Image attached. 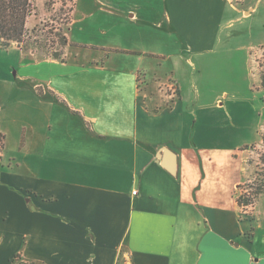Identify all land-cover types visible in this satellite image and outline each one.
<instances>
[{
    "label": "crops",
    "instance_id": "crops-1",
    "mask_svg": "<svg viewBox=\"0 0 264 264\" xmlns=\"http://www.w3.org/2000/svg\"><path fill=\"white\" fill-rule=\"evenodd\" d=\"M162 2L157 27L183 39L181 53L155 54L169 71L164 79L148 81L139 59L134 67L92 58L60 78L17 70L14 80L10 66L2 68L0 264H264V202L245 218L234 197L254 173L246 148L262 143L263 114L255 115L253 100L226 107L227 93L190 112L180 74L218 51L219 31L232 26L224 25L229 5L241 11L233 0ZM120 14L149 24L139 11ZM68 38L69 49L84 46ZM8 50L26 65L67 64ZM223 112L231 130L260 137L238 150L244 176L231 161L222 171L201 154L230 146L225 134L199 129V141H188L192 120L219 131Z\"/></svg>",
    "mask_w": 264,
    "mask_h": 264
},
{
    "label": "rangeland",
    "instance_id": "rangeland-1",
    "mask_svg": "<svg viewBox=\"0 0 264 264\" xmlns=\"http://www.w3.org/2000/svg\"><path fill=\"white\" fill-rule=\"evenodd\" d=\"M233 1L234 6L241 13H236L229 5L225 16L226 22L225 18L223 22L225 26L231 22L232 26L223 27L219 31L216 40L218 51L203 58L202 63L198 64L197 59L194 60L196 61L194 67L185 66L183 70L180 69L181 76H184L183 85L186 87V95L190 98H188L190 101L187 108L190 112L194 110L199 112L207 108L217 96L227 93L229 100L226 107L229 103L253 100L255 115L260 111L264 121V91L260 88L259 81V74L264 70V0ZM74 2L76 3L75 12ZM34 6L35 13L28 19L26 26L31 45L26 50H19L31 61L36 62L55 60L50 53L62 52L61 59L67 58V64L26 65L21 62L18 51L13 54L10 50L0 49V73L2 68L8 65L11 68L10 76L14 80L17 70L37 79L69 76L92 58H97L105 59V61L110 59L114 64L120 59H127L136 63L134 67L139 59L146 71V79L153 83L157 79H164L165 73H169L162 60L155 54L181 53L183 49V39L180 35L174 32L170 37L164 33L166 32L164 29L157 27L165 11V3L162 0H35ZM222 6L225 8L226 5ZM132 11H139L142 21H148L149 24L138 27L120 14L121 12L132 13ZM244 11H249L250 14L242 16ZM73 17L74 23L71 25ZM105 32L109 35H105ZM68 34L74 40L82 42L84 46L62 48V39L68 38ZM12 46L19 48L16 44ZM125 48L132 51L137 49L140 54L130 55L115 51ZM153 62L157 63L153 64ZM218 118L219 122H216L215 129L219 131L212 130V126L209 123L207 126L202 119L198 122L192 120L189 144L192 146L195 141H199L196 135L199 129L201 134L207 136L225 134L226 143L230 146L219 145L212 147L211 150H202L201 154L207 163L217 162V167L222 171H230L225 166L231 161L237 168V175L244 176L246 171L242 168L246 166L242 158H239L244 155V152L240 153L238 150L244 147L246 143L244 140L249 141L253 135L243 130L237 132L231 130L234 121L224 112ZM261 132L262 135L264 131ZM235 133L234 139L230 138ZM259 138L258 133H254V138L249 145L258 143ZM2 147L3 140L0 137V151ZM246 149L251 151L248 162L253 166L254 173L242 185V189L236 191L234 197H238L242 192L246 193L247 185L252 182L256 184L264 180V165L261 162V155L264 152L263 142L259 146ZM210 158L212 160H209ZM212 166H214L213 163ZM261 202H264V194L256 198L254 208ZM254 208L247 214H252ZM242 214L243 217L247 215L243 212Z\"/></svg>",
    "mask_w": 264,
    "mask_h": 264
},
{
    "label": "trees",
    "instance_id": "trees-1",
    "mask_svg": "<svg viewBox=\"0 0 264 264\" xmlns=\"http://www.w3.org/2000/svg\"><path fill=\"white\" fill-rule=\"evenodd\" d=\"M35 0H0V45L2 49L8 50L12 44L19 49L26 50L30 47V37L27 30V21L35 13ZM76 3L74 2V9ZM26 43V44H25ZM25 44V46H24ZM62 48L71 46L69 38L63 37ZM51 57L58 61H64L62 52L53 51ZM260 88L264 90V70L259 74ZM264 146V133L261 135ZM261 162L264 165V152L261 155ZM242 185L238 187L241 190ZM247 192L237 197L239 208L244 214L249 213L255 205V200L264 194V180L259 183L247 185ZM251 189V190H250ZM250 190V191H249ZM245 211V212H244ZM249 214L244 216L247 218Z\"/></svg>",
    "mask_w": 264,
    "mask_h": 264
},
{
    "label": "built area",
    "instance_id": "built-area-1",
    "mask_svg": "<svg viewBox=\"0 0 264 264\" xmlns=\"http://www.w3.org/2000/svg\"><path fill=\"white\" fill-rule=\"evenodd\" d=\"M134 194H136V192H134Z\"/></svg>",
    "mask_w": 264,
    "mask_h": 264
}]
</instances>
